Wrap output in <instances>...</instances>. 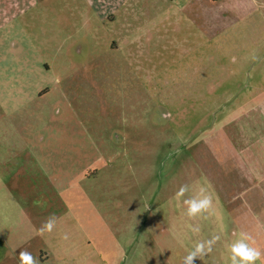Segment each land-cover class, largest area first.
I'll list each match as a JSON object with an SVG mask.
<instances>
[{
    "label": "rangeland",
    "instance_id": "rangeland-1",
    "mask_svg": "<svg viewBox=\"0 0 264 264\" xmlns=\"http://www.w3.org/2000/svg\"><path fill=\"white\" fill-rule=\"evenodd\" d=\"M240 4L0 0V264H182L214 234L194 264H231L241 233L264 252Z\"/></svg>",
    "mask_w": 264,
    "mask_h": 264
},
{
    "label": "crops",
    "instance_id": "crops-1",
    "mask_svg": "<svg viewBox=\"0 0 264 264\" xmlns=\"http://www.w3.org/2000/svg\"><path fill=\"white\" fill-rule=\"evenodd\" d=\"M242 18V39L245 42L244 56L246 57V75L258 76L257 89L261 94L254 95L260 99H247L243 126L244 142L250 137L256 139L257 148L255 174L259 177L262 192V177L264 178V0H240ZM236 119V118H234ZM234 121V120H233ZM264 181V180H263Z\"/></svg>",
    "mask_w": 264,
    "mask_h": 264
},
{
    "label": "clouds",
    "instance_id": "clouds-1",
    "mask_svg": "<svg viewBox=\"0 0 264 264\" xmlns=\"http://www.w3.org/2000/svg\"><path fill=\"white\" fill-rule=\"evenodd\" d=\"M189 185L183 184L179 190L175 193V198L180 200L184 196V193L188 191ZM183 204L187 206L186 216L190 219L203 216L208 213L213 207V200L210 194L207 193L205 188H201L198 191L197 198L185 199ZM57 218L55 215H51L42 224L39 229L40 234L45 232H52L56 226ZM193 231L198 232V228H194ZM67 239V235L64 236ZM220 240V235L214 234L211 239L197 242L194 245V250H191L187 256L184 257L182 264H194L196 259H203L208 253L213 250V245ZM255 241L251 236L245 233H241L236 242L230 245V261L231 264H256V261L262 260L264 252L259 247L254 246ZM20 264H40V260L34 257L31 252L27 250H21L19 253ZM264 264V261H262Z\"/></svg>",
    "mask_w": 264,
    "mask_h": 264
}]
</instances>
